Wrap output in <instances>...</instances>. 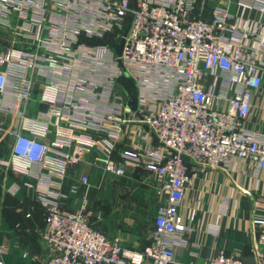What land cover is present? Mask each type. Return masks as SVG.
Segmentation results:
<instances>
[{"label": "built area", "instance_id": "2783aa9c", "mask_svg": "<svg viewBox=\"0 0 264 264\" xmlns=\"http://www.w3.org/2000/svg\"><path fill=\"white\" fill-rule=\"evenodd\" d=\"M257 1L264 13V0ZM55 3L60 11L69 9L74 27L48 37L45 41L48 51L42 54L15 53L7 71L0 72V91L10 89L22 99L28 97L32 88L28 72L41 61L62 60L66 67H71L74 61L78 65L94 64L101 84L109 88L123 75L138 81L140 91L135 110L129 109L120 95L108 93L107 105L99 113L91 104V95L81 91L86 83L80 76L74 87L81 90L63 101L57 95L58 89L52 88L53 106L48 117L55 124L65 120L103 131L116 141L122 135V125L130 121L124 112L132 113L145 127L133 129L139 141L126 160L157 176L161 201L154 221L153 243L143 250L126 249L118 239L109 238L95 228L85 211L86 203L74 211L57 203L47 204L42 239L53 253L43 264H171L174 244L186 229L179 208L196 175L190 173L184 156L214 167L251 159L264 169V141L246 127L254 95L264 82V56L256 50L249 52L245 41L225 37L228 26L224 6L214 8L212 17L205 19L193 15L195 0H55ZM44 5L45 0H0V22L10 25L9 16L13 12L25 15ZM37 23L38 17L30 20L28 26ZM24 31L29 34L30 28ZM114 34L117 41L113 45L80 42L82 35L107 38ZM213 71L224 73H220L217 81L224 85L225 91L215 93L205 88L202 78ZM100 86L88 89L97 88L96 94L103 96L106 87ZM45 133V127L32 128L30 135L16 133L7 163L14 170L27 173L34 163L54 161L48 145L41 139ZM59 142L70 145V140ZM81 151L79 147L67 160L57 163H77ZM106 169L118 174L125 172L112 161L106 164ZM251 220L257 227V237L250 262L237 252L220 249L206 264H264V207L254 208Z\"/></svg>", "mask_w": 264, "mask_h": 264}, {"label": "crops", "instance_id": "0c3cea01", "mask_svg": "<svg viewBox=\"0 0 264 264\" xmlns=\"http://www.w3.org/2000/svg\"><path fill=\"white\" fill-rule=\"evenodd\" d=\"M218 6L227 9L225 37L245 41L249 52L256 50L264 56V13L260 2L195 0L193 15L210 19ZM71 16L69 9L60 11L55 0H45L44 6L31 9L25 15L13 12L9 16L10 25L0 22V72L7 71L15 53L48 51L45 47L48 37L74 27ZM36 17L40 23L28 26ZM24 28H30L29 34L23 33ZM114 36L82 35L80 42L113 45L117 41ZM40 63L28 72L32 82L28 97L22 99L10 89L0 91V261L2 264H43L53 253L42 239L49 203L72 211L86 203L85 211L95 228L109 238L118 239L126 249H145L153 243L154 221L161 201L160 182L153 172L126 160L139 141L133 129L145 124L125 111L124 116L130 121L122 125V135L114 141L103 131L82 128L65 120L55 124L48 117L53 106L52 88L58 89L57 95L62 101L83 88L81 91L91 95V104L102 113L108 93L120 95L129 108L130 99L140 91L138 81L123 75L109 88L101 84L94 64L78 65L74 61L71 67H66L62 60ZM220 73L224 74L213 71L202 78L206 89L215 93L226 90L217 81ZM80 76L86 85L76 89L74 84L80 81ZM96 85L106 87L103 96L96 94L97 88L88 89ZM253 102L246 127L264 141V82ZM44 127L46 133L41 139L55 160L34 163L27 173L14 170L7 160L16 133L30 135L32 128ZM59 139L70 140V145H63ZM153 143L157 145L156 140ZM79 147H82L79 162L57 163L67 160ZM109 161L121 165L124 174L108 171ZM187 162L190 173L196 175L179 208L186 229L174 244L175 257L171 264H206L220 249L237 252L244 261L250 262L257 237V227L251 220L253 209L264 207V169L251 159L233 160L218 167L191 159Z\"/></svg>", "mask_w": 264, "mask_h": 264}, {"label": "water", "instance_id": "95a60500", "mask_svg": "<svg viewBox=\"0 0 264 264\" xmlns=\"http://www.w3.org/2000/svg\"><path fill=\"white\" fill-rule=\"evenodd\" d=\"M126 32H127V31H126ZM126 32H125V33H126ZM124 41H125V39H124V37H123V39H122V41H121V44H120V52H121V50H122V48H123ZM132 101H135V102H136V101H137V97H134V98L130 99V101H129V103H128L129 108L135 110V109L137 108V106H136V104L133 105V104H132ZM137 102H138V101H137ZM184 159L189 160V158H188L187 156H184Z\"/></svg>", "mask_w": 264, "mask_h": 264}, {"label": "rangeland", "instance_id": "374dc122", "mask_svg": "<svg viewBox=\"0 0 264 264\" xmlns=\"http://www.w3.org/2000/svg\"><path fill=\"white\" fill-rule=\"evenodd\" d=\"M132 98H134V97H132ZM132 98H131V99H132ZM137 101H138V99H137ZM137 101H136V102H135V101H132V104H133V105L136 104V106H138V102H137ZM130 109H131V108H130Z\"/></svg>", "mask_w": 264, "mask_h": 264}]
</instances>
